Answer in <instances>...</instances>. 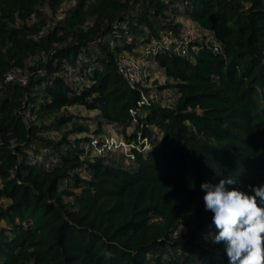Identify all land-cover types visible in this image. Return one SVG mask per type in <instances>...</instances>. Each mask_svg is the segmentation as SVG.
<instances>
[{"label":"trees","instance_id":"obj_1","mask_svg":"<svg viewBox=\"0 0 264 264\" xmlns=\"http://www.w3.org/2000/svg\"><path fill=\"white\" fill-rule=\"evenodd\" d=\"M66 1L76 4L65 18L34 37L47 26L41 7L55 16ZM184 19L213 33L221 51L147 58L164 71L161 89L175 105L144 106L134 118L141 94L117 58L141 55L161 29L177 33ZM90 49L91 60L78 57ZM42 53L49 61L29 68L27 87L0 90V199L9 202L0 205V264H228L224 245L213 243L201 184L229 177L237 181L230 188L264 185V0H0V84ZM69 71L77 81L61 77ZM43 81L44 94L34 96ZM71 105L99 112L97 120L80 116L79 132L93 120L124 132L135 125L144 136L157 128L163 139L146 154L135 152L133 169L92 160L82 140H67L69 132L60 142L43 137L68 125L62 109ZM34 146L59 160L51 172L28 163ZM80 167L84 175L72 176ZM67 178L72 189L61 191Z\"/></svg>","mask_w":264,"mask_h":264},{"label":"built area","instance_id":"obj_2","mask_svg":"<svg viewBox=\"0 0 264 264\" xmlns=\"http://www.w3.org/2000/svg\"><path fill=\"white\" fill-rule=\"evenodd\" d=\"M187 9V5H181L179 11L183 12ZM96 43L102 42V37H99ZM201 47H206L215 52L221 51V44L210 31L200 29L190 20L181 21V27L178 32L166 31L161 29L157 38H151L148 44L143 48L141 55H127L122 54L117 58V66L120 74L127 80L133 90H137L141 94L139 101V108L131 110L133 117H137L139 109L144 106L159 105L163 108L174 109L172 101L174 100L173 93L167 89H161L160 86H152L148 84L149 67L147 58L157 55L159 52L168 51L174 52L182 57L191 56L193 53H198ZM40 74H45L44 70L38 71ZM61 77L70 81H77L73 78V72L61 74ZM12 83H18L23 87L29 85V76L22 71H11L4 76L0 84V90L9 86ZM30 95L27 91L23 95V109L28 107ZM82 108L78 105H71L62 109V113L67 117H71V121L65 127L58 130L44 133L43 137L47 141L60 142L66 132H69L67 140L71 143H76L82 140L80 148L89 153L92 160H102L107 163L112 159L115 153H121L128 159V164H135V152L146 154L149 151L158 147L163 139V131L160 129H153L151 133L144 136L143 131H133L137 135V139H131L128 144L124 142H116L115 138L107 134V127L100 129L98 124L93 120L87 122L88 131H77L78 118L81 116L80 110ZM26 116V112L23 113ZM135 120V119H134ZM81 123V121H79ZM110 126V125H109ZM131 133V135L133 134ZM130 135V136H131ZM118 141V140H117ZM126 146V147H125ZM36 146L28 152V163L30 165L43 164L47 172H51L59 163L55 157H48L50 150L48 147H43L35 152ZM46 157H48L46 159ZM17 168V167H16ZM72 176L77 175L82 177L84 169L82 167L71 172ZM72 181L67 178L61 185L60 190H71Z\"/></svg>","mask_w":264,"mask_h":264},{"label":"clouds","instance_id":"obj_3","mask_svg":"<svg viewBox=\"0 0 264 264\" xmlns=\"http://www.w3.org/2000/svg\"><path fill=\"white\" fill-rule=\"evenodd\" d=\"M236 183L227 177L201 184L216 230L213 243L224 245L228 264H264V185H248V191L229 187Z\"/></svg>","mask_w":264,"mask_h":264},{"label":"rangeland","instance_id":"obj_4","mask_svg":"<svg viewBox=\"0 0 264 264\" xmlns=\"http://www.w3.org/2000/svg\"><path fill=\"white\" fill-rule=\"evenodd\" d=\"M75 4H76L75 1H66L62 5L61 9L59 10V12L55 16L50 13L47 6L41 7V10L44 12V15L47 17V21H46L47 26L43 28V30L40 34H38V35L34 34L35 35L34 37H41V36H44L46 33L53 31L54 28L56 27L57 23L60 20H63L65 18V16H66L65 14H67L75 6ZM184 20H186V19H184ZM34 21H35V18H31L27 21V23L32 24ZM21 25L22 24L17 23L18 27ZM92 25H93V21L89 20L86 23V25L83 27V29L86 31ZM71 42H72V40L69 39L66 44H69ZM91 51H92V49H90L88 53L80 52L78 57L80 59L87 58V59L91 60L92 59V52ZM123 51H124V49L122 47L120 52H123ZM138 51H140V50H138ZM135 53H137V52H135ZM124 54L129 55L131 53L125 52ZM133 55H136V54H133ZM136 56H138V55H136ZM49 58H50V56L47 53H42L39 55L32 56L31 58H28V60L26 62V64H27L26 69L23 72L24 73L26 72V75H27V74L31 73V71L29 70L30 67L45 66L47 64V62L49 61ZM148 65L151 67L152 66L154 67V69L149 71V78L147 79L148 84L152 85V86H160V87L163 86L164 83L166 82L164 71L162 69H160L159 67H157V65L155 64V61L152 59L149 61ZM89 68H90V70L94 68V63L92 61H91V64H89ZM15 70L21 71V69H19L18 67L12 68L11 71H15ZM74 70H75V68H74ZM83 81L84 82H82L81 84H83V85L87 84L88 83V77H85V80H83ZM72 85L75 88L79 87L78 84L72 83ZM46 86H48V82L43 81L40 85H38L35 89L32 90L33 95L34 96L35 95L36 96H42L44 94L43 89ZM170 88H172V87H170ZM171 103H172V105H175V98ZM80 114L82 117H91L94 120H97L100 118L99 112L96 110L86 111L84 109H81ZM134 128H135V125L129 126L127 128V130L124 132L122 126L117 127V126L110 125V126H107L106 132H107V134L113 136L115 138L116 142H118V143L124 142L125 144H128L130 142L129 140H131V139H129L131 133H133V131H135ZM112 160H113V164L115 163L116 165H120L123 167L126 166L130 169H133L136 166L135 164L134 165L128 164V159L123 154H120V153H115L112 157ZM110 162H111V160H109V163ZM79 192L80 191H77V193H79ZM8 204H9V202L7 200L0 199V205L7 206Z\"/></svg>","mask_w":264,"mask_h":264},{"label":"crops","instance_id":"obj_5","mask_svg":"<svg viewBox=\"0 0 264 264\" xmlns=\"http://www.w3.org/2000/svg\"><path fill=\"white\" fill-rule=\"evenodd\" d=\"M166 79V78H165ZM121 154V153H120Z\"/></svg>","mask_w":264,"mask_h":264}]
</instances>
